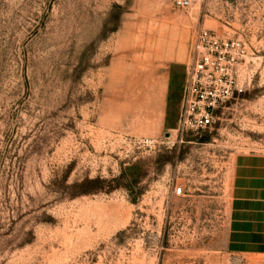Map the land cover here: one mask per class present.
Masks as SVG:
<instances>
[{"label": "rangeland", "instance_id": "rangeland-1", "mask_svg": "<svg viewBox=\"0 0 264 264\" xmlns=\"http://www.w3.org/2000/svg\"><path fill=\"white\" fill-rule=\"evenodd\" d=\"M190 3L0 0V264H251L226 245L236 159L264 154V0ZM201 28L251 81L180 140Z\"/></svg>", "mask_w": 264, "mask_h": 264}, {"label": "built area", "instance_id": "built-area-1", "mask_svg": "<svg viewBox=\"0 0 264 264\" xmlns=\"http://www.w3.org/2000/svg\"><path fill=\"white\" fill-rule=\"evenodd\" d=\"M166 1L178 9H187L191 4L190 0ZM249 61L248 47L241 39L198 30L186 65L180 111L173 130L180 140L213 126L219 110L242 91L239 82L250 83ZM173 194L182 195V188H174Z\"/></svg>", "mask_w": 264, "mask_h": 264}, {"label": "crops", "instance_id": "crops-1", "mask_svg": "<svg viewBox=\"0 0 264 264\" xmlns=\"http://www.w3.org/2000/svg\"><path fill=\"white\" fill-rule=\"evenodd\" d=\"M183 85L177 117L170 121L165 113L160 130L173 132L176 128ZM227 234L226 251L235 261L264 264V154H248L236 159L230 187Z\"/></svg>", "mask_w": 264, "mask_h": 264}]
</instances>
